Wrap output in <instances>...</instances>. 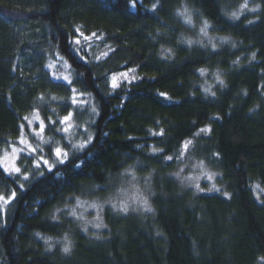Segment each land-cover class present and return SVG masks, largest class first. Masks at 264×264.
I'll use <instances>...</instances> for the list:
<instances>
[{
	"label": "trees",
	"instance_id": "16d2710c",
	"mask_svg": "<svg viewBox=\"0 0 264 264\" xmlns=\"http://www.w3.org/2000/svg\"><path fill=\"white\" fill-rule=\"evenodd\" d=\"M200 28L211 43L194 42ZM73 89L95 109L84 147L60 143L51 171L33 151L20 173L0 166V196L16 194L0 200V264H264V0H0V149L34 109L55 141L65 116L82 124L71 104L41 107ZM186 159L220 191L181 186ZM126 170L149 178L151 211L104 210L99 232L80 231L64 207Z\"/></svg>",
	"mask_w": 264,
	"mask_h": 264
},
{
	"label": "rangeland",
	"instance_id": "374dc122",
	"mask_svg": "<svg viewBox=\"0 0 264 264\" xmlns=\"http://www.w3.org/2000/svg\"><path fill=\"white\" fill-rule=\"evenodd\" d=\"M203 30L204 29L196 32L194 36V42L200 45L204 42L211 43V39L205 36V32ZM49 67L57 75L59 74L58 72H60L61 78L68 81V67L63 61L51 63L49 64ZM65 77L67 79H65ZM116 79L118 81L123 80V75H117ZM201 81L202 89L206 92L210 91L212 85L218 81L217 73L213 72L205 74ZM71 93L70 102L54 96L43 97L41 99V107L45 106V108L53 110V108H60L64 104H71L72 106H75V109L78 110V114H82L79 116L80 120H83V122L81 121L82 124L78 125L75 123V125L79 127V130H76L74 120L70 114L69 120H62L64 126L55 130L57 134L63 133L62 137H60V135H56V137L59 138V141H55L51 136L44 134V127L41 129V123L45 126V121L40 115L39 110H32L23 117L19 136L0 149V165H2L1 167L3 170L5 168L11 169L13 165L18 167L19 155L32 151V149L36 150L34 153H36L37 156H45L44 159L48 160L50 165H54L57 162L54 150L57 147L61 148L59 146L60 143L66 144L68 149L71 151H76L80 148L81 142L79 139L82 141L83 139L86 140L89 137V126L95 109L93 102L88 95L80 94L74 89ZM64 129H67V131ZM14 148L17 150L15 153L13 152ZM62 151L64 150L62 149ZM176 171L177 172L171 175L181 186L191 187L197 191L204 189V191L210 192L208 189L212 188L216 176L215 173L209 170L203 163L193 159L184 160ZM6 173L13 174L10 171ZM209 177L211 178L209 179ZM148 180V177L139 178L131 170H126L122 172L112 184H110L111 187L106 190L103 197H78L74 199L70 206L64 207L66 216L72 220L80 231L86 233L99 232V230L104 227L102 218L104 210L126 214L120 211L118 207L113 209L109 201L116 203L117 205L121 202L126 203L129 208L127 213H132L138 216L149 213L150 211L145 209L142 204V200L146 198L148 205L151 208V192ZM197 185L199 187H197ZM77 200H79L80 203H77ZM93 204L97 207H90V205ZM73 209H75L76 212L75 216L70 214ZM97 224H100L101 226L96 227ZM85 228L87 229L86 231Z\"/></svg>",
	"mask_w": 264,
	"mask_h": 264
},
{
	"label": "snow or ice",
	"instance_id": "6c2138e0",
	"mask_svg": "<svg viewBox=\"0 0 264 264\" xmlns=\"http://www.w3.org/2000/svg\"><path fill=\"white\" fill-rule=\"evenodd\" d=\"M134 3H135V0H133V4H134ZM155 7H156V5L154 4V5H153V9H155ZM242 7L246 8L247 5L245 4V5H243ZM257 7H259V5H257ZM252 11H255V9H252ZM232 15H233L234 18H238V17L236 16V13H233ZM249 23H251V21H249ZM77 31H79V30H77ZM81 35H83V34H81ZM92 35L95 36L96 34L93 33ZM86 38H87V39H90V37H86ZM76 43L79 44V39L76 40ZM253 58H255V53H253ZM121 75H123V76H125V77L127 76L126 73L121 74ZM65 79H67V78L65 77ZM133 79H135V77H133ZM112 82H113V85L116 86V77H115V76H113V78H112ZM160 95H161V96H166L165 93H160ZM74 102H75V101H74ZM69 118H70L69 116H65V117H64V121L69 120ZM43 127H44V125H43V123H41V129H43ZM64 130L67 131V129H64ZM208 130H209V129H201L200 131H201V132H204V131H208ZM159 134H162V132L159 133ZM85 143H87V141H86ZM190 144H191V141H187V142H185V144L183 145V150H184V151H187L188 148H189V145H190ZM83 147H84V145H81V148H83ZM16 151H17V150L14 148V149H13V152L15 153ZM32 151L35 152L36 150H35V149H32ZM154 151H155V149H154ZM54 152H55V156L57 157V163H59V164H63V163L68 159V153L62 151L61 148L57 147V148L54 150ZM40 159L43 161V164L46 165V166L48 167V170L51 171L53 165H50V164H49V161L46 160V159H44L43 157H41ZM166 159L171 160V159H173V157L169 156V157H166ZM0 166H2V165H0ZM78 166H79V165H77V167H78ZM36 167H37V168L40 167L39 161L36 162ZM4 170H5L6 172L10 171V172L13 173V174H16V173H20V172H21V169H20L19 167H16L15 165H13V167H12L11 169H7V168H5ZM177 175H178V173H177ZM24 178L27 180L29 177H28L27 174H25V175H24ZM210 178H211V177H209V179H210ZM21 187H23V185H21ZM197 187H199V186L197 185ZM208 190H209V191H212V190L220 191V189L216 188V186H215L214 184H213L212 188H211V189H208ZM200 191H204V189H200ZM15 195H16V194H15V191L13 190L12 193H11V196H10V197H8V198H4V197L0 196V200H4L5 203H8V202H10L12 199L15 198ZM224 195L227 196L228 194H227V193H224ZM77 203H80V201L77 200ZM109 203H111L113 209H116V208L118 207L119 210L122 211V212H124V213H127V212L129 211L128 205H127L126 203H124V202H121L119 205H117L116 203H113V202H111V201H109ZM142 204H143V207H144L145 209H147L148 211H151V208H150V206L148 205V202H147V199H146V198H144V199L142 200ZM90 207L95 208V207H97V206H96L95 204H93V205H90ZM4 212H5V210L2 209V208H0V215L4 214ZM70 214L73 215V216H75V215H76L75 209H73L72 212H71ZM53 219H56V217H53ZM100 226H101L100 224H97V225H96V227H100ZM86 230H87V229L85 228V231H86ZM64 250H65V251H68V248L65 247Z\"/></svg>",
	"mask_w": 264,
	"mask_h": 264
},
{
	"label": "clouds",
	"instance_id": "9594fccd",
	"mask_svg": "<svg viewBox=\"0 0 264 264\" xmlns=\"http://www.w3.org/2000/svg\"><path fill=\"white\" fill-rule=\"evenodd\" d=\"M36 235H37V236H40V233H39V232H37V233H36ZM46 239H47V240H50V239H52V238H51V237H48V238H46ZM64 239H65V240H67V239H68V237H67V236H65V237H64ZM65 247H67V248H68V251H69L68 244H65V246H64V248H63V251H64V252H68V251H65V250H64V249H65Z\"/></svg>",
	"mask_w": 264,
	"mask_h": 264
}]
</instances>
